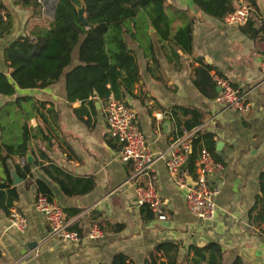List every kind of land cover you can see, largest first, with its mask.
I'll return each instance as SVG.
<instances>
[{
  "label": "crops",
  "instance_id": "crops-1",
  "mask_svg": "<svg viewBox=\"0 0 264 264\" xmlns=\"http://www.w3.org/2000/svg\"><path fill=\"white\" fill-rule=\"evenodd\" d=\"M37 1L34 6L24 8L21 4L14 5L13 0H0L12 25L7 38H0V73L14 88L12 96L0 95V107L16 98H26L32 113L28 125L42 128L54 143L52 149H46L44 144L32 141L24 158L0 162V185L7 186L4 191L14 189L17 195L10 210L15 209L27 222L26 229L18 232L10 225L9 214L0 209V264H109L118 253L125 255L131 264H145L151 253L159 264L152 250L163 242L178 244L180 264H190L189 246L200 247L208 242H217L224 248L223 264H231L236 256L242 257L245 264H264V241L260 235L264 222L256 220L260 208L252 212L260 196L259 176L264 172V76L259 67L264 61V0H257L261 16L255 19V26L261 28V35L255 40L245 36L239 27L199 12L191 0H165L172 28L169 39L162 40L142 20L138 22L140 27L147 28L146 33L142 31L135 38L125 35L137 64L138 79L131 93L121 94L119 101L135 113V122L150 152L160 157L149 180L163 203L166 220L159 221L154 216L149 222L142 219L134 188L126 183L132 165L119 159L118 145L107 134V99L90 97L92 110L88 102L65 100L63 78L42 90L23 89L22 84L12 80L14 68L6 57V42L32 37L39 29L47 28L53 18V10L52 17L47 16V7L53 3L54 9L55 0ZM180 10L190 11L187 19L174 16ZM188 22L193 25L191 52L183 51L174 41L177 30ZM201 63L214 67L210 77L219 73L231 86L246 93L247 112L225 110L214 103V98L198 91L194 71ZM77 65L76 48L64 74ZM51 107L57 124L46 111ZM38 109L77 160L39 119ZM199 124H206L205 133L213 135L214 153L222 165L220 177L213 181L220 182V194L215 200L216 217L211 223L190 215L185 192L177 188L165 166L172 139ZM39 151L45 154L46 161L41 160ZM48 161L73 177L91 179L94 189L82 196H65L41 169ZM16 166L21 175L16 173ZM38 181L50 190V203L60 207L65 221L72 222V228L81 234L79 243L49 239L44 217L34 208L35 198L41 194ZM73 209L80 212L67 213ZM93 224L99 225L103 233L95 241L86 238ZM116 225H122L123 229L115 232L112 227Z\"/></svg>",
  "mask_w": 264,
  "mask_h": 264
},
{
  "label": "trees",
  "instance_id": "trees-1",
  "mask_svg": "<svg viewBox=\"0 0 264 264\" xmlns=\"http://www.w3.org/2000/svg\"><path fill=\"white\" fill-rule=\"evenodd\" d=\"M37 0H13L14 5L21 4L27 8L35 5ZM199 12L217 20H223L235 8L234 0H191ZM250 7V18L246 25L239 27L248 38L255 40L261 35V28L255 26V19L261 16L257 0H245ZM85 17L89 27H86L78 17L79 0H55L53 18L45 29H39L32 37H20L6 42L7 60L13 69V80L23 89H46L56 85L64 79L65 100L68 103L79 101L88 102L94 110L90 97L106 100L110 95L120 100L121 94H130L134 83L138 79L137 64L131 54L125 35L132 38L140 32H147V28L140 31L139 20L142 24L149 23L156 35L162 40L170 38L172 28L170 17L165 10V0H83ZM236 4V3H235ZM189 10L175 11L174 16L187 19ZM140 16L139 19L137 17ZM129 23H133L132 27ZM11 19L0 5V38L5 39L11 30ZM132 28L134 31H132ZM193 25L188 22L180 27L174 35L175 43L185 52H191ZM77 48L78 65L65 74V70L72 63V53ZM214 69L211 65H204L195 69L194 84L198 91L211 99L217 93L216 83L209 72ZM218 77L226 79L217 73ZM24 79V83H23ZM227 80V79H226ZM233 87V86H232ZM234 88V87H233ZM14 88L12 82L0 73V95L12 96ZM26 98H16L0 107V162L12 157L24 158L31 142H40L46 149H52L53 141L39 126L28 125L32 117ZM40 107L45 108L43 103ZM57 124L53 107L46 110ZM39 119L53 131L63 146L72 153L67 143L55 132L45 114L37 110ZM204 147L217 161L214 153L215 143L211 133H203L194 141L192 154L189 156L186 169L194 177L197 150ZM42 161L46 156L39 151ZM77 160V158H76ZM40 165L35 162V165ZM28 165L24 167L28 169ZM43 172L60 188L65 196H82L94 189L93 181L89 178L73 177L59 166L48 161L47 166L41 165ZM16 173L19 167L16 166ZM21 175V174H20ZM38 193L45 195L51 202V192L46 185L38 181ZM7 186L0 185V209L9 214L13 201L17 199L14 189L4 191ZM258 189L260 196L256 208H260L256 220L264 222V172L259 176ZM79 209L68 210L70 215H76ZM251 212V211H250ZM140 214L145 222L153 220L154 214L147 205L140 207ZM115 232L123 229L122 225L112 227ZM81 235V234H80ZM162 251V253L159 251ZM155 247V258L159 264H180L178 244L163 242ZM192 253L190 264H223L224 248L217 242H208L197 247L189 246ZM103 264V263H99ZM109 264H131L122 253L115 254ZM145 264H157L153 255L148 254ZM231 264H245L240 256H236Z\"/></svg>",
  "mask_w": 264,
  "mask_h": 264
},
{
  "label": "built area",
  "instance_id": "built-area-1",
  "mask_svg": "<svg viewBox=\"0 0 264 264\" xmlns=\"http://www.w3.org/2000/svg\"><path fill=\"white\" fill-rule=\"evenodd\" d=\"M41 3V0L37 1ZM236 8L227 14L223 21L228 26L243 27L250 18V7L245 0H235ZM264 76V61L259 65ZM13 74V72H12ZM11 74V76H12ZM13 80V77H12ZM213 80L219 89L214 103L225 110L244 113L249 105L246 93L233 88L229 81L218 76ZM14 81V80H13ZM106 131L108 136L118 145L119 159L123 163L132 165V174L126 183H131L137 206L147 205L151 208L156 219L166 220L163 214V203L155 189L151 179L154 173L156 157L149 150L142 132L135 122V113L121 101L109 96L105 102ZM206 124H199L189 130H183L169 144L168 158L165 166L169 174L174 178L177 188L185 192V204L187 211L196 219L211 223L216 217L215 200L220 194V182L218 179L222 172V165L216 161L213 155L204 147L197 150L195 159V175L191 178L186 170V163L192 154L194 141L205 133ZM148 180L143 182V180ZM35 210L44 217L48 226L50 240L69 243H79L80 235L72 228V222L65 221L63 211L57 205L50 203L43 194H38L34 202ZM10 225L18 232H23L27 227L26 219L15 209L9 212ZM103 235L99 225L93 224L86 238L95 241ZM264 241V228L260 231Z\"/></svg>",
  "mask_w": 264,
  "mask_h": 264
},
{
  "label": "water",
  "instance_id": "water-1",
  "mask_svg": "<svg viewBox=\"0 0 264 264\" xmlns=\"http://www.w3.org/2000/svg\"><path fill=\"white\" fill-rule=\"evenodd\" d=\"M80 2V6L77 7V13H78V17L79 19L82 21V23L86 26V27H89V25L87 24L86 22V17H85V5H84V2L83 0H79ZM79 10H82V13L80 14ZM219 91V89H217V92Z\"/></svg>",
  "mask_w": 264,
  "mask_h": 264
},
{
  "label": "rangeland",
  "instance_id": "rangeland-1",
  "mask_svg": "<svg viewBox=\"0 0 264 264\" xmlns=\"http://www.w3.org/2000/svg\"><path fill=\"white\" fill-rule=\"evenodd\" d=\"M52 5H48V7H47V16L49 17V18H51L52 17V10H53V3H51ZM140 18V16H138L137 17V19H139ZM180 19H183V18H180ZM140 29V31H142V30H144V27H139ZM74 61H76V59L74 58ZM110 194V193H109ZM154 234V236H157L156 238L157 239H159V236L158 235H155V232L153 233Z\"/></svg>",
  "mask_w": 264,
  "mask_h": 264
},
{
  "label": "bare ground",
  "instance_id": "bare-ground-1",
  "mask_svg": "<svg viewBox=\"0 0 264 264\" xmlns=\"http://www.w3.org/2000/svg\"><path fill=\"white\" fill-rule=\"evenodd\" d=\"M80 14L82 13V10H79Z\"/></svg>",
  "mask_w": 264,
  "mask_h": 264
}]
</instances>
